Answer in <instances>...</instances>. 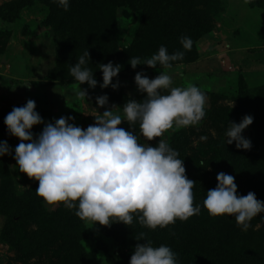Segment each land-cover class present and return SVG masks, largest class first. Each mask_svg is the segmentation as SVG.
<instances>
[{
  "label": "clouds",
  "instance_id": "1",
  "mask_svg": "<svg viewBox=\"0 0 264 264\" xmlns=\"http://www.w3.org/2000/svg\"><path fill=\"white\" fill-rule=\"evenodd\" d=\"M53 2L70 10V0ZM243 2L251 4L253 0ZM180 43L186 51L193 47L188 36H181ZM184 56L183 51L169 54L167 47L161 45L151 58L130 57L129 63L133 69L142 64L162 69L182 61ZM90 60L87 50L70 68V74L79 85L87 82L95 89L99 82L87 67ZM99 69L103 74L99 86L118 89L119 81L113 83V78L121 71L120 65L109 61L100 64ZM135 83L140 93H146L143 100H129L123 115L115 114L113 107L99 111L94 115L95 123L86 129L74 123L75 116L45 122L33 99L24 106H15L4 123L7 132L19 138L20 143L13 149L7 140L0 142V157L14 151L19 171L39 181L36 194L52 206L49 210L62 203L67 209H75V215L92 226L97 222L108 227L114 222L131 226L135 216L141 225L156 230L175 224L177 219L187 221L199 215L201 206L194 205L196 181L188 178L184 159L178 158L179 152L162 137L168 130L198 126L207 114V94L196 85L173 87V76L163 71L154 79L143 71L137 72ZM77 95L88 97V91L80 87ZM96 102L105 107L109 96L99 95ZM125 121L132 130L120 127ZM253 122L251 115H245L239 123L230 122L227 144L235 142L236 148L250 150L252 142L242 133ZM137 123L148 143L140 142L134 131ZM41 124L45 126L37 135L32 129ZM157 137V145H151L149 141ZM217 180V186L207 191L203 206L213 217H234L237 226L247 231L253 218L264 213V200L257 199L253 191L238 195L233 175L221 171ZM136 239L146 242L136 244L130 264H179L178 253L171 246H153L147 233H140Z\"/></svg>",
  "mask_w": 264,
  "mask_h": 264
},
{
  "label": "rangeland",
  "instance_id": "2",
  "mask_svg": "<svg viewBox=\"0 0 264 264\" xmlns=\"http://www.w3.org/2000/svg\"><path fill=\"white\" fill-rule=\"evenodd\" d=\"M10 2L12 0H0V108L13 104L24 106L28 99H33L37 104L36 110L45 122L54 123L55 119L63 116H75L74 123L86 129L95 123L94 115L100 114L99 111L103 113L113 107L115 114L123 115L124 106L129 100L144 99L146 93H140L135 83L137 72L143 71L149 78L154 79L163 71L173 76V87L196 85L207 94V114L198 126L168 130L162 137L179 152L178 158L184 159L186 174L191 175L195 171L193 161L201 157L209 160L211 164H219V170L216 169V172L223 171L233 175L236 183L241 184L244 189L248 188L249 181L235 171L229 172L223 166L222 159L223 154L228 157L226 149L236 145L235 142L227 144L226 132L230 122L239 123L242 120V116L235 117L241 92L256 96L258 90L264 87V0H253L251 4H245L243 0H210V6L203 7V11L211 29L196 40L195 58L175 61L171 67L162 69L146 65L136 71L119 73L113 78V83L119 81L118 89L111 86L101 88L99 84L103 82V76L98 79L97 87L92 89L87 82L79 85L68 70L59 69L57 75L56 45L53 29L48 21V7L40 0H30V3L18 9L11 20L14 9H4ZM113 21L111 28L118 46L123 50L134 41L141 23V14L136 12L123 15L117 12ZM25 83L30 86L24 85ZM80 87L87 89L89 98H80L77 95ZM103 94L109 96V104L99 107L96 97ZM225 112L227 115L232 114L234 120H228ZM6 115L7 112L5 117ZM44 126L35 125L32 131L38 135ZM120 127L132 130L126 121ZM134 131L140 136L141 143H148L140 134L139 123L134 126ZM251 131L249 125L242 134L251 140ZM10 137L15 138L12 135ZM203 137L207 139H202ZM5 140L15 149L17 145L0 131V142ZM159 140L160 137H157L149 143L156 146ZM14 155L13 151L12 155L6 154L0 158L4 159L9 167L12 187L17 198H20L18 201L26 203L29 198L25 199L24 195L39 181L30 179L26 173L19 171ZM213 170L214 166L207 168V178H200L197 173V181L209 180V187L214 183L218 184V174H212ZM1 180H4L2 174L0 182ZM41 199L49 210L52 206L46 205L42 197ZM197 204L201 203L195 205ZM14 205V202L6 205L5 207H9L7 210L3 206L0 211L9 214L12 221L10 225L24 223L27 230H35L37 221H22L19 207ZM58 209L71 211L62 203L54 206V211ZM203 211L204 215L207 214V217L211 218L206 207ZM5 224V215L0 213V264H25V258L3 237ZM253 228L261 229V223L257 222ZM27 230L25 231L28 235ZM82 230L85 237L80 245L87 255L93 257L96 264H109V256L115 258L117 255L118 243L104 232L103 225L99 222L92 226L90 222L85 221ZM42 255L41 258L33 257L30 264H49V253L44 252Z\"/></svg>",
  "mask_w": 264,
  "mask_h": 264
},
{
  "label": "trees",
  "instance_id": "3",
  "mask_svg": "<svg viewBox=\"0 0 264 264\" xmlns=\"http://www.w3.org/2000/svg\"><path fill=\"white\" fill-rule=\"evenodd\" d=\"M40 1L49 9L48 21L53 29L56 45L57 75L59 69L70 71L78 57L87 50L91 56L87 67L95 73L97 80L103 76L100 64H107L109 61L119 64V73L136 71L145 68L146 64L133 69L129 63L130 57L149 59L158 53L161 45L167 47L169 54L183 51V60H192L195 58L196 40L211 29L203 11V7L210 6V0H70L68 11L53 0ZM26 3H30V0H12L4 9H14V14L10 17L13 20L18 9L26 6ZM117 12L123 15L136 12L141 14L138 33L131 45L123 50L118 46L111 28ZM181 36L191 37L193 47L190 51L183 48ZM240 97L235 117H254V122L250 125L252 148L238 149L235 145L226 149L228 157L223 154V166L229 172L235 171L249 181L248 188L245 189L237 183L238 195L246 196L253 191L257 199L264 200V87L258 90L256 96L241 92ZM15 106L13 104L0 108V131L18 145L19 138L12 139L4 123L5 113H10ZM225 117L230 121L235 118L226 112ZM193 162L196 174L192 172L187 176L196 181L193 188L194 205L201 203L197 204L201 206L200 214L187 221L177 219L175 224H170L167 228L158 227L156 230L141 225L135 216L131 226L123 222H114L111 227L103 226L104 232L114 238L119 249L115 258L109 256V264H130L136 244L146 242L136 239L140 233H147L155 247L161 244L171 246L178 253L179 264H264V214L258 216V219L253 218L251 227L245 233L237 226L234 217L209 218L207 214L204 215L203 202L207 190L215 188L217 184H210L212 186L209 187V180L197 181V173L200 178H207V168L214 166L213 174L216 169L219 170V164L214 162L213 165L201 157L195 158ZM0 174L4 179L0 182V211L3 206L7 210L9 207L5 206L14 202V206L19 207L22 221H37L35 230H27L24 223L10 225L12 221L9 214L0 212L5 215L6 222L2 230L3 237L25 258V264H30L33 257L41 258L44 252L49 253V264H96V260L89 257L80 245L85 237L82 230L85 221L75 215V209L68 212L62 209L48 210L41 197L35 194L39 182L24 195L29 200L26 203L19 202L20 198H17L12 187L9 167L2 158ZM257 222L261 223V229L253 228ZM25 230L29 231L28 235Z\"/></svg>",
  "mask_w": 264,
  "mask_h": 264
}]
</instances>
